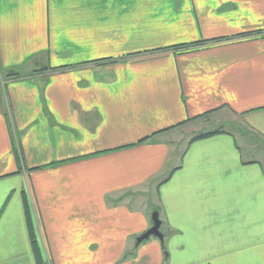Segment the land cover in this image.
<instances>
[{
  "label": "crops",
  "instance_id": "1",
  "mask_svg": "<svg viewBox=\"0 0 264 264\" xmlns=\"http://www.w3.org/2000/svg\"><path fill=\"white\" fill-rule=\"evenodd\" d=\"M33 246L264 264V0H0V264Z\"/></svg>",
  "mask_w": 264,
  "mask_h": 264
},
{
  "label": "water",
  "instance_id": "2",
  "mask_svg": "<svg viewBox=\"0 0 264 264\" xmlns=\"http://www.w3.org/2000/svg\"><path fill=\"white\" fill-rule=\"evenodd\" d=\"M151 222V228H149L145 233L136 238V246L140 245L145 241H148L150 238H155L160 242L163 241V234L160 232L161 222L159 220V215L157 212H153V214L151 215ZM164 256L165 258L167 257L165 253Z\"/></svg>",
  "mask_w": 264,
  "mask_h": 264
},
{
  "label": "rangeland",
  "instance_id": "3",
  "mask_svg": "<svg viewBox=\"0 0 264 264\" xmlns=\"http://www.w3.org/2000/svg\"><path fill=\"white\" fill-rule=\"evenodd\" d=\"M207 119H203L202 121H201V123L200 122H197V124H199V125H201L200 126V128H201V130H204V131H209V132H207V133H211V132H215L216 131V129H218V124H213V122H214V120H211V119H209L210 121H208V122H210V123H208L207 124V121H206ZM213 121V122H212ZM197 124L196 125H194L195 127H197ZM230 128V127H229ZM220 129H223V127H221ZM188 132V131H187ZM201 134H206V133H201ZM200 133H198V135H201ZM198 135H196V136H198ZM196 136H194V137H196ZM149 205V204H148ZM153 214V213H152ZM151 214V215H152Z\"/></svg>",
  "mask_w": 264,
  "mask_h": 264
},
{
  "label": "trees",
  "instance_id": "4",
  "mask_svg": "<svg viewBox=\"0 0 264 264\" xmlns=\"http://www.w3.org/2000/svg\"><path fill=\"white\" fill-rule=\"evenodd\" d=\"M15 75L20 76L19 74H12V76H15ZM9 76H10V75H9ZM216 133H217V131H215V132H211V133H206V134H201V135H198V136L194 137L193 140L200 139V138H205V137H209V136H212V135H214V134H216ZM33 251H34V255H35V259H36V263H37V264H45V263L42 261L41 257L39 256V251H38V249H37L36 246H33Z\"/></svg>",
  "mask_w": 264,
  "mask_h": 264
}]
</instances>
